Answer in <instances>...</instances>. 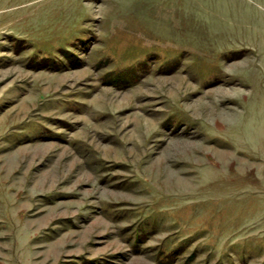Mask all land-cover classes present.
<instances>
[{
    "label": "rangeland",
    "instance_id": "374dc122",
    "mask_svg": "<svg viewBox=\"0 0 264 264\" xmlns=\"http://www.w3.org/2000/svg\"><path fill=\"white\" fill-rule=\"evenodd\" d=\"M0 264H264V0H0Z\"/></svg>",
    "mask_w": 264,
    "mask_h": 264
},
{
    "label": "bare ground",
    "instance_id": "6f19581e",
    "mask_svg": "<svg viewBox=\"0 0 264 264\" xmlns=\"http://www.w3.org/2000/svg\"><path fill=\"white\" fill-rule=\"evenodd\" d=\"M211 115H214V113H211ZM221 115H223V113H221Z\"/></svg>",
    "mask_w": 264,
    "mask_h": 264
}]
</instances>
